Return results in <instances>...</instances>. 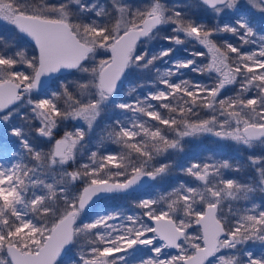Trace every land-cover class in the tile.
<instances>
[{
  "label": "snow or ice",
  "instance_id": "obj_1",
  "mask_svg": "<svg viewBox=\"0 0 264 264\" xmlns=\"http://www.w3.org/2000/svg\"><path fill=\"white\" fill-rule=\"evenodd\" d=\"M0 129V264H264V0H0Z\"/></svg>",
  "mask_w": 264,
  "mask_h": 264
},
{
  "label": "trees",
  "instance_id": "obj_2",
  "mask_svg": "<svg viewBox=\"0 0 264 264\" xmlns=\"http://www.w3.org/2000/svg\"><path fill=\"white\" fill-rule=\"evenodd\" d=\"M187 151H202V150H217V145L214 143V138H201L193 144L187 146Z\"/></svg>",
  "mask_w": 264,
  "mask_h": 264
},
{
  "label": "rangeland",
  "instance_id": "obj_3",
  "mask_svg": "<svg viewBox=\"0 0 264 264\" xmlns=\"http://www.w3.org/2000/svg\"><path fill=\"white\" fill-rule=\"evenodd\" d=\"M155 43V42H154ZM198 59H202V58H198ZM191 75V74H190ZM3 134V130L2 129H0V135H2Z\"/></svg>",
  "mask_w": 264,
  "mask_h": 264
}]
</instances>
